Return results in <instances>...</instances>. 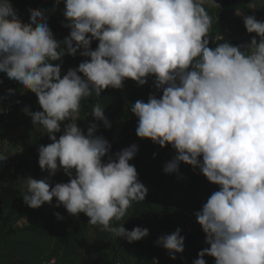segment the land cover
Here are the masks:
<instances>
[{"label": "clouds", "instance_id": "clouds-1", "mask_svg": "<svg viewBox=\"0 0 264 264\" xmlns=\"http://www.w3.org/2000/svg\"><path fill=\"white\" fill-rule=\"evenodd\" d=\"M205 5L220 8L217 0H64L70 32L61 41L43 10L30 9L25 23L11 0H0V72L36 95L41 110L26 106L23 112L52 141L38 148L39 166L48 176L24 179L25 204L35 209L55 197L57 207L73 216L83 212L89 225L129 243L149 234L146 227L128 230L126 221L115 223L148 194L129 163L138 145L109 154L111 144L96 134L99 125L90 123L85 133L77 122L82 100L99 98L109 87L122 89L129 78L142 86L152 76L162 95L150 93L147 102L130 105L138 118L136 135L175 149L165 173L178 172L184 162L219 186L194 213L210 247L192 264H207L206 255L215 264H264V20L244 15V28L256 35L233 45L212 33L214 20ZM247 6L258 8L255 0ZM80 49L90 59L62 76V58ZM89 114L111 127L99 100ZM15 153L4 145L0 163ZM61 168L69 181L50 186ZM154 243L175 260L185 237L177 227Z\"/></svg>", "mask_w": 264, "mask_h": 264}, {"label": "trees", "instance_id": "trees-1", "mask_svg": "<svg viewBox=\"0 0 264 264\" xmlns=\"http://www.w3.org/2000/svg\"><path fill=\"white\" fill-rule=\"evenodd\" d=\"M249 2L251 0H222L220 8L215 9L212 33L222 35L224 40L233 45L250 42L251 36L256 34L247 33L243 16L254 14L257 19L264 20V0H255L257 7L258 3L261 4L255 13L248 9ZM11 3L25 23L29 22L30 9L43 10L48 17L50 28L57 23H66L63 16L64 0H61L55 10L53 5L56 0H11ZM231 5L238 8L242 15L231 17ZM62 24L58 28H51L54 36L57 35V29L62 30L60 35H57L62 37L61 41L65 37L63 31L66 30L62 28ZM97 45L98 41L93 40L91 48L95 50ZM210 47H215V44H210ZM79 51L82 49L78 50L75 57L66 54L62 58V76L69 68H76L83 60L90 59L79 55ZM124 85L122 89H105L99 98L93 95L82 100L77 123L85 133L90 123H97L99 127L96 134L102 135L112 146L109 154H114L133 143L138 145V152L129 163L136 167L138 179L148 188V194L144 201L133 202L123 220L115 222L122 224L126 221L124 227L128 230L135 226L149 229L146 237L131 243L121 237H115L112 233L101 231L98 225H89V218L83 212L73 216L63 205L49 207L46 203L39 208H31L23 201L26 190L6 184L17 171L24 168H31L40 174L42 170L38 163V148L41 144L47 145L52 141L46 133L42 134L37 129L25 130L17 136L9 134L10 129L17 124L10 118L16 112L28 116L23 112L24 107H30L31 111L41 109L33 92L26 90L22 85L19 86L15 81L8 79L5 73L0 72V109H3L0 111V150L4 145H8L17 152L5 163H0V264H45L53 259L56 264H192V261L198 258L200 250L210 247L205 243V233L196 221L194 213L202 208L214 191L219 190V186L209 182L199 173L198 168L184 162L180 163L178 172L163 171L161 163L157 162L153 155L155 150L159 148L160 154L171 155H176V151L170 144L161 147L154 144L150 138H139L136 135L138 118L130 111V105L141 100L142 94L143 101L147 102L148 98L142 93L145 84L138 86L129 78L124 81ZM9 88L14 90V94L8 93ZM153 90H156L155 87ZM2 93H8V99H3ZM97 100L105 107V116L111 124L110 128L105 127L102 121H94L89 114ZM6 106L12 107V112L8 115L4 114ZM118 117L122 118V130L125 134L115 140V120ZM61 134L62 132L57 133V138ZM23 151L32 156L33 160ZM104 159L106 160L107 156ZM58 172L64 173L62 168ZM189 179L190 183L186 182ZM28 213L40 216L37 223L30 226L18 225L19 217H26ZM56 213L63 219H58ZM177 227L185 237V246L184 252L177 253V258L173 260L166 249L154 242L161 235L171 234ZM204 259L207 264H215L214 257L206 255Z\"/></svg>", "mask_w": 264, "mask_h": 264}, {"label": "rangeland", "instance_id": "rangeland-1", "mask_svg": "<svg viewBox=\"0 0 264 264\" xmlns=\"http://www.w3.org/2000/svg\"><path fill=\"white\" fill-rule=\"evenodd\" d=\"M222 0H217V2L220 4ZM60 4H61V0H60ZM59 4V5H60ZM261 4L258 3V7H260ZM59 7V6H58ZM207 11L209 12V14L213 17V20H215V9L216 8H212V7H208L207 5H205ZM256 9H251V12L255 13ZM236 12H238V8L236 9L234 5H231V12H230V16L231 17H237L238 15L236 14ZM62 23H59V25ZM64 24V23H63ZM58 23L51 26V28L55 29L59 27ZM62 26V25H61ZM62 28H64L62 26ZM65 30V29H64ZM57 35H60L59 32H61L62 30H56ZM64 32V36H68L70 29L66 28ZM67 33V34H65ZM55 36L57 37V40H61V36ZM153 80L154 77L149 76L147 79V83L144 85L143 89H142V93H144V97L146 96V99L148 98L149 94H155L157 96V98H159L162 94L161 92H158L157 90H153L154 88V84H153ZM148 95V96H147ZM143 94L141 95L140 99L143 100ZM139 99V97H138ZM12 118V122L17 123L12 129H10L9 134L11 136H17L23 132L26 131H31V130H39L40 132L43 133V129L42 128H36V126L33 125L31 117L30 116H25L23 113L21 112H16ZM28 120V121H27ZM123 126V121L121 117H118L115 120V130H114V138H116L115 140H119V138H121L122 136H124L125 132L124 130H122ZM161 150L159 148H157L155 150V158L156 161L161 163V166L164 167L165 163L169 160H171L175 154L171 155L170 153H164V154H160ZM23 153L25 154L26 152L23 151ZM30 160H33L32 156H30L28 153L25 154ZM8 163V162H7ZM33 177V178H43L48 176V172L46 170L42 171L40 174L35 173L34 171L31 170V168H24L21 169L19 171H17L15 173L14 176H12L7 182L6 184L8 186L11 187H21L24 190H26V181L24 180L27 177ZM70 179V177L68 175H66L63 172H57L55 176L51 177L50 179V186H55L56 183H66L68 182ZM186 182L190 183V179L186 180ZM162 195V194H161ZM176 196V195H175ZM57 201L56 198H53V201L51 204L47 203V206H52V205H56ZM130 210V209H128ZM28 212L30 213V211L28 210ZM25 217H19L17 224L20 226H30L33 224L37 223V220L40 218L39 215L36 214H29Z\"/></svg>", "mask_w": 264, "mask_h": 264}, {"label": "built area", "instance_id": "built-area-1", "mask_svg": "<svg viewBox=\"0 0 264 264\" xmlns=\"http://www.w3.org/2000/svg\"><path fill=\"white\" fill-rule=\"evenodd\" d=\"M64 27H65V26H64ZM1 97H2L3 99H8L9 94H8V93H2V94H1ZM11 112H12V107H11V106H6V107L4 108V114H5V115L10 114Z\"/></svg>", "mask_w": 264, "mask_h": 264}, {"label": "bare ground", "instance_id": "bare-ground-1", "mask_svg": "<svg viewBox=\"0 0 264 264\" xmlns=\"http://www.w3.org/2000/svg\"><path fill=\"white\" fill-rule=\"evenodd\" d=\"M63 25V27H64V24H62ZM64 28H67V27H64Z\"/></svg>", "mask_w": 264, "mask_h": 264}]
</instances>
